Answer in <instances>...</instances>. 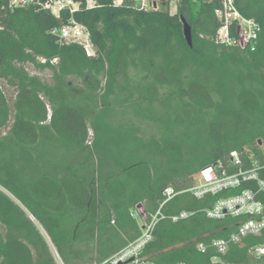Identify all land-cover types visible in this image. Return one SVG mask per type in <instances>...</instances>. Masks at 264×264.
Here are the masks:
<instances>
[{"label":"trees","instance_id":"1","mask_svg":"<svg viewBox=\"0 0 264 264\" xmlns=\"http://www.w3.org/2000/svg\"><path fill=\"white\" fill-rule=\"evenodd\" d=\"M75 1L77 12L56 17L0 0V81L16 90L10 101L0 84V264H57L50 243L65 264L101 263L142 235L133 213L148 223L167 188L177 194L145 257L255 264L264 231L218 255L212 242L228 240L240 218L203 210L256 184L201 200L189 190L207 166L230 175L264 166V0H235L260 26L254 51L217 44L222 0H180L175 14L135 0ZM71 17L88 28L97 57L51 34ZM182 212L191 215L170 219Z\"/></svg>","mask_w":264,"mask_h":264},{"label":"built area","instance_id":"2","mask_svg":"<svg viewBox=\"0 0 264 264\" xmlns=\"http://www.w3.org/2000/svg\"><path fill=\"white\" fill-rule=\"evenodd\" d=\"M135 1L139 6L147 9V0ZM179 1L176 0L177 3ZM222 1V7L215 12L221 23L216 34L217 44L224 47H240L254 51L261 30L259 24L255 20L243 16L238 10L235 0ZM8 2L12 10L38 7L50 11L56 17H60L64 10L69 11L72 15L79 9V3L75 0H8ZM87 5L93 7L95 3L93 0H87ZM51 34L58 37L61 46L77 43L83 46L87 56L97 57L88 28L76 21L74 17H71L65 26L52 29ZM231 161L235 165L240 164L241 166L242 164L237 152L231 153ZM247 182L255 183L256 188H248L238 195L220 198L213 206L203 210L206 216L212 220L222 221L227 218H240L237 231L231 234L228 240H215L212 242V246L216 248L218 255H225L231 243H239L249 236H259L264 231V201L260 198L264 196V166L254 163L251 169L233 175L226 172L220 174L216 166H207L197 175L195 186L189 190L195 198L201 200L208 195H218L228 189L241 187ZM176 194L173 188L165 190V201L148 223H144L145 217L141 216L142 210L135 211L133 217L139 219L143 225L142 235L110 258L96 264H156L144 256V251L154 238L157 224L166 218L162 214L161 208ZM190 215L189 212H182L179 215L170 217V219L177 222ZM50 248L56 263L65 264L51 243ZM198 249L205 252L207 245L199 243ZM254 253L257 257H264V246L257 247ZM217 263L218 258L216 257L213 259V264Z\"/></svg>","mask_w":264,"mask_h":264},{"label":"rangeland","instance_id":"3","mask_svg":"<svg viewBox=\"0 0 264 264\" xmlns=\"http://www.w3.org/2000/svg\"><path fill=\"white\" fill-rule=\"evenodd\" d=\"M168 2H169L168 0H147L146 3L147 9L149 10L153 8V3H154V5H156V7H158L159 9H169L171 14H175L177 12V8L179 4L176 2V0H172L170 1V4L167 6ZM129 20L132 21V18H129ZM27 71L31 75H37L47 82H49L51 79V73L49 71L39 72L35 70L33 66L30 65H27ZM0 84L2 85L3 90L6 93L7 97L10 99V101H12L16 95L15 88L3 81H0ZM142 127L146 128V126H142ZM196 181H197V176H196ZM251 261L255 264H264V258L256 257L255 255L251 256Z\"/></svg>","mask_w":264,"mask_h":264},{"label":"water","instance_id":"4","mask_svg":"<svg viewBox=\"0 0 264 264\" xmlns=\"http://www.w3.org/2000/svg\"><path fill=\"white\" fill-rule=\"evenodd\" d=\"M183 23V32L184 36L190 46L193 45V34H192V27L189 25V23L185 20V18H182Z\"/></svg>","mask_w":264,"mask_h":264}]
</instances>
